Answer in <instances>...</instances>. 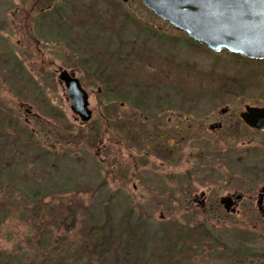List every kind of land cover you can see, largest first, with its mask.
I'll return each instance as SVG.
<instances>
[{
    "label": "rangeland",
    "instance_id": "rangeland-1",
    "mask_svg": "<svg viewBox=\"0 0 264 264\" xmlns=\"http://www.w3.org/2000/svg\"><path fill=\"white\" fill-rule=\"evenodd\" d=\"M66 1L72 3V14L69 13L71 15L67 17L71 18L69 22H73L74 26L71 25L74 31L67 32L65 24H62V30L49 29L47 21H43L47 20L44 15L48 17L55 9V4L61 16L57 13L53 17H63L65 14L62 15V10ZM87 1L89 0H0V127L9 122L3 128L6 131L0 133V141L4 136L19 140L16 149L33 147L40 153L46 150L50 157H58L59 161L57 175L53 173L54 168L42 164L20 166L21 164L14 163L12 185L5 176H1L0 259L9 260L20 255L27 257L47 244H52L50 247L53 249L57 245H72L78 241L75 234L82 220L88 222L89 219H97L96 214L105 204L104 207L113 206V224L122 214L130 211V215L150 224L148 231L157 229L159 224L163 228L166 225L191 228L204 223L203 232H208L207 227L213 232L210 233L211 241L205 243L204 253L190 259V264H264L262 257H253L248 250L250 246L257 250H261L263 246L262 241L253 243L254 237L264 239V220L257 214L249 212L244 216H213L208 205L205 210L196 211L190 204L191 199L179 198L184 195L191 198L202 189L199 184L190 185V189L179 186V191L174 192L177 198L172 199L164 194V184L155 187L152 184L149 189V184L137 177L143 170L155 169L159 175H163L162 171L169 170L163 168L161 158L157 155L148 154L147 158L143 156L147 152L144 146L157 136L135 135L127 138L115 134L113 129L102 128L100 123L99 127L95 124L87 128L78 126L79 119L75 121V115L69 109L65 90L57 81L55 69L78 68V75L83 76V69L73 61L71 48L84 47L79 39L86 33H82L85 31L84 17L96 20L99 16H105L107 28L104 32L108 34L115 29L112 24L114 20L107 18L124 15L125 12L127 15L143 17L145 21H154L152 12L136 0L121 3L115 10L102 7L99 3L87 5ZM156 25L164 27L161 21ZM165 29L173 34L178 33L171 28ZM181 36L184 37L182 34ZM186 36L185 34L180 44L173 42L168 46L166 51L169 54H164L165 61L161 62L163 66L157 64L155 70L144 66L142 76L151 80L150 75L154 71V74H160L157 78H161L165 74L163 69H168V74L175 80L171 88L175 94L236 97L232 104L234 110H238L242 104L264 106V61L238 57L224 51L211 52ZM3 48L13 51L21 61V69L17 67L20 72L16 70L13 60L4 59L5 56L1 55ZM173 54L179 57L178 61L173 62ZM90 88L94 90L91 103L93 108L99 110L104 105L105 108L111 106L106 109V114L117 108L118 102L112 106V103L103 98L105 96L97 93L95 86ZM100 95L103 96L102 101L97 97ZM220 102L215 101L210 105H219ZM20 103L30 109L31 115H25ZM227 103L225 101L221 105ZM205 105H201L198 110L205 111ZM219 109L220 107L211 110L215 113L212 121L219 119ZM192 110L194 109L191 108ZM106 116L114 119L112 115ZM158 118L162 122L166 115H159ZM226 122L232 128V121L227 119ZM10 123L12 125L8 129ZM204 123V120H200L199 125L193 124L191 130L187 131L188 135L181 141L184 144L181 147L182 152H185L183 164L186 167L190 163L187 155L192 152V143L201 136L199 132L205 134V140L213 137L205 129L201 131ZM243 130L239 127V134H230L233 141L238 139L240 142H235L238 145L230 144L232 148L239 150L238 147H246L248 142L251 143L250 147L261 144L260 136L250 138ZM223 133L229 135L227 130ZM215 141L219 145L223 144L219 140ZM227 149L229 148H219L220 151ZM135 162L139 166L135 168L137 174L133 169ZM23 174L30 176L31 184L28 187L31 189H27L29 198L25 195L26 189V193L21 191V196L14 193V185L20 182L19 178ZM101 182H105L102 192L94 194L96 185ZM85 184L94 189L91 192L84 191ZM203 187L210 188V184ZM183 188L190 192L183 193ZM41 190L45 191L42 197L39 193ZM31 195H35L34 202L30 200ZM67 212L71 214L70 222L64 217ZM60 214L63 219L58 227L56 222L61 220ZM239 229H247L250 235ZM159 241L160 235L156 231L149 243L151 249H145L147 255L142 256L140 262L130 264H157L150 254L157 251ZM111 262L114 263L113 260ZM88 264L102 263L93 261Z\"/></svg>",
    "mask_w": 264,
    "mask_h": 264
},
{
    "label": "flooded vegetation",
    "instance_id": "flooded-vegetation-1",
    "mask_svg": "<svg viewBox=\"0 0 264 264\" xmlns=\"http://www.w3.org/2000/svg\"><path fill=\"white\" fill-rule=\"evenodd\" d=\"M127 1L129 0H89L86 3L87 5H98L99 3L102 7L109 9L111 7L110 10H115L121 3ZM54 7L55 9L48 17L44 15L47 20L43 21H47L49 29L57 30L62 25L58 26V16L53 17L58 13L57 5L54 4ZM63 19L65 23L62 24H65V30L74 31L73 22H69L71 18ZM107 19L114 20L112 22L115 29L113 33L104 32L107 28L105 16H99L96 20L84 17L85 31L81 32L86 33L79 38L84 47L71 48L75 65H80L83 69L81 70L82 77L78 75V68L66 70L58 67L55 69L57 81L60 70H66L68 74H73L72 78L79 81L87 94V108L91 112V117L85 123L79 120L78 126L87 128L95 124L99 127L100 123L102 128L113 129L115 134L127 136V138L135 135L157 136L144 146L147 152L143 156L147 158L148 154L157 155L161 158L163 168H169V170L162 171L163 175L156 174L155 169L140 171L137 177H140L142 182L148 183L149 189L152 184L153 187L164 184L166 188H163L166 190L164 194L175 199L177 197L174 192L179 191L177 189L179 186L190 189V185L199 184L202 189L193 194L191 198L185 195L179 198L191 199L190 204L195 207L196 211L197 209L205 210L208 205L213 216H244L251 212L264 220V130L251 126L243 117L249 114L247 108H264V106L242 104L238 110H234L232 104L236 97L212 98L175 94L171 89L175 80L168 74V69H163L165 74L161 78H157L160 74H154L153 71L150 75L151 80H147V76H142V68L146 66L155 70L157 64L163 66L161 62L165 61L164 54H169L166 51L168 46L173 42L180 44L185 34L170 33L165 28H173L154 16L153 22L145 21L140 16L127 15V12L124 15L111 16ZM159 21L164 23V27L156 25ZM1 55L5 56L4 59L13 60L17 71L21 69V61L13 51L3 48ZM172 58L173 62L179 60L175 54ZM141 83H147V85ZM60 85L63 88V85ZM94 86L98 94L105 96H97L99 100L102 101L103 97L112 103V106L118 102L117 108H112L114 110L110 114H106V109L111 106L105 108L104 105L99 110L92 107L94 90L89 87ZM215 101L221 102L219 105H210ZM225 101L228 103L222 106L221 104ZM199 103L200 105H186ZM204 104H206L205 111H199L198 108ZM19 106L24 109L25 115H31L30 109L24 104L20 103ZM187 106L190 108H186ZM217 107H220L217 112L219 119L212 121L215 113L211 110H216ZM191 108L194 110L191 111ZM162 114L164 117L166 115V118L160 122L158 117ZM106 115H112L114 119ZM77 119L79 118L75 116V121ZM227 119L232 121L230 122L232 128L226 122ZM200 120L205 121L201 131L205 129L210 135L212 133L213 137L205 140L204 133L199 132L201 136L194 139L192 143V152L187 155L190 163L186 167L183 164L185 152H182L181 145L184 144L181 141L188 135L187 131L191 130L193 124L199 125ZM256 123L261 125L260 121ZM239 127L243 128L244 134L249 135L250 138L260 136L261 144H258V147H250L251 143L247 140L246 147H238L239 150L232 148L230 144L238 145L240 142L238 139L233 141L230 134H239ZM226 130L229 135L223 133ZM215 140L223 144L219 145V142ZM242 144L244 145L243 141ZM217 146L229 149L220 151ZM136 167L139 166L135 162L133 169L137 174ZM207 184H210V188L203 187ZM135 188L133 185V189ZM186 189L183 188L181 191L185 194L189 193L190 190ZM239 230L246 231L247 235H250L247 229ZM260 239L254 237L253 243L262 241L263 256L261 259H264V239ZM244 244L247 243L244 242Z\"/></svg>",
    "mask_w": 264,
    "mask_h": 264
},
{
    "label": "trees",
    "instance_id": "trees-1",
    "mask_svg": "<svg viewBox=\"0 0 264 264\" xmlns=\"http://www.w3.org/2000/svg\"><path fill=\"white\" fill-rule=\"evenodd\" d=\"M66 2L67 4L64 5L62 10V15H65L59 18L58 26L65 23L63 18L72 14V3L69 1ZM60 13H58V15ZM58 29L62 30L61 27L57 28V30ZM232 55L240 57L236 54ZM7 123L9 122L7 121ZM7 123L0 127V133ZM10 125L12 124L10 123L8 125V129ZM18 143L19 140L8 139L7 136L1 138L0 179L1 176H5L12 185V165L14 163H19L21 164L20 166H27V164H42L54 168L53 173L56 175L58 174V157H50L48 151L45 150L44 153H40L39 150L33 147L26 149L21 147V149H16ZM2 144H4V146ZM19 158H21V160ZM29 177V175L23 174L21 179L19 178L20 182L14 185V193L21 196V191L25 192L24 189H26V191L27 189H31L28 187L31 184L29 182ZM104 184L105 182L97 184L93 193L97 195L100 194ZM85 188L88 190H85ZM93 189L91 187L89 188L87 184L83 187V190L86 192H91ZM57 192H60V190H57ZM39 193L42 197L45 191L41 190ZM25 195L29 198L28 191ZM30 200L34 202L35 195H31ZM104 205L101 206L99 212L96 214L97 219L92 218L89 219L88 222L85 221V219L82 220L78 232L75 234V239L78 241L73 242L72 245H68L67 247L57 245L53 249L50 247L52 244H47V246H43L40 251L36 249V253L27 257H21L20 255L12 257L9 260L0 259V264H88L93 261L102 264H130V262L134 261L140 262L142 256L145 257L147 255L145 249L149 247V243L156 231L160 235L159 248H157L156 252L152 251L150 256L156 259L155 262H157V264H190V259H193L198 254L204 253L205 243H210L211 241L210 233L212 231L207 227L206 230L208 232L204 233V223H199V226L191 228H176L174 225H166L167 227L163 228L162 224H159L160 227L157 229L148 231V226L150 224L145 220L130 215V211H128L126 214H122L116 220L115 224H113V206L104 207ZM64 217L68 219V222L71 221L69 220L71 219V214L69 212H67ZM62 219L63 215H61V220L56 222L58 227L62 223ZM122 241L125 242V244ZM123 247H125L126 250L125 248L123 249ZM149 248L151 249V247ZM248 250L253 257L259 258L263 256V249L257 250L255 247L250 246ZM111 260H113L114 263L111 262Z\"/></svg>",
    "mask_w": 264,
    "mask_h": 264
},
{
    "label": "water",
    "instance_id": "water-1",
    "mask_svg": "<svg viewBox=\"0 0 264 264\" xmlns=\"http://www.w3.org/2000/svg\"><path fill=\"white\" fill-rule=\"evenodd\" d=\"M139 1L154 16L212 52L225 50L248 59H264V0ZM72 77L61 69L58 81L65 89L70 111L85 123L91 117L87 94ZM247 112L244 119L264 130V108H247ZM259 121L262 126L256 123Z\"/></svg>",
    "mask_w": 264,
    "mask_h": 264
}]
</instances>
